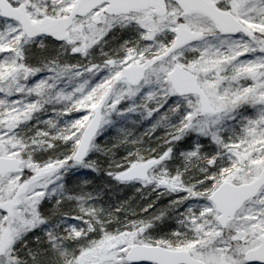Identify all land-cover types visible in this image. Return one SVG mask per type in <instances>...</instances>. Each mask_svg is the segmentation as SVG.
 I'll return each mask as SVG.
<instances>
[{
    "label": "snow or ice",
    "instance_id": "obj_1",
    "mask_svg": "<svg viewBox=\"0 0 264 264\" xmlns=\"http://www.w3.org/2000/svg\"><path fill=\"white\" fill-rule=\"evenodd\" d=\"M0 264H264V0H0Z\"/></svg>",
    "mask_w": 264,
    "mask_h": 264
}]
</instances>
